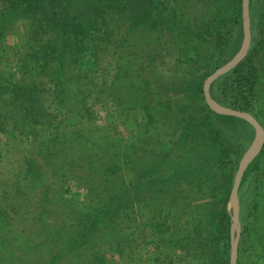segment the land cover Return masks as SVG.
Returning a JSON list of instances; mask_svg holds the SVG:
<instances>
[{
  "label": "rangeland",
  "instance_id": "rangeland-1",
  "mask_svg": "<svg viewBox=\"0 0 264 264\" xmlns=\"http://www.w3.org/2000/svg\"><path fill=\"white\" fill-rule=\"evenodd\" d=\"M92 1L95 0L74 2L69 6L70 16L85 23L92 14L98 15V24L92 27L101 45L98 54L108 68L115 69L105 80L102 107L97 106L99 113L92 118L98 125L106 124L105 131L96 127L89 141L100 145L94 152L97 155L106 149L107 163L114 164L119 158L121 164L114 165L104 176L95 175L94 180L85 177L80 182L67 175L75 162L63 174L64 163L56 152L67 134L48 146L43 136L29 141L15 130L17 136L3 149L0 147V211H5L8 219L0 217V264H41L56 252V264H218L209 235L210 219L217 217L221 205L214 196L218 195L222 173L216 166L221 156L220 140L176 142L184 132L187 117L203 113L205 100L199 86L221 60L222 48L209 32L211 24L233 18L230 25L235 35L239 29L242 31V16L236 14L241 0H139V4L134 0H105L106 25L102 13L97 12L98 3L92 5ZM217 6L223 12L211 23ZM241 42L237 34L227 48L229 59ZM252 62L258 74V121L264 127V36ZM134 80H139V85H131ZM214 128L239 161L254 137L253 127L235 116L233 123ZM67 143L74 156L78 151L75 157L80 163L76 168L86 170L82 160L85 143ZM170 144L168 154L175 164H171L168 174H161V169L156 171L155 167L168 152L163 147ZM179 153L182 157L178 158ZM260 161L258 170L251 171L239 187L241 215L252 211L249 225L255 233L251 235V245L259 234L264 238V152ZM206 163L209 171L202 168ZM138 170L142 184L139 192L119 205L115 213H107L104 221L99 220L82 252L65 249L60 240L68 234L71 224L79 218L83 223L92 221L97 209L115 196L114 192L88 190L85 183L99 181L104 185L106 180L114 191L122 181L134 178ZM42 190L47 191L49 201L44 198L46 202H41L45 208L33 210ZM227 210L231 215L229 195ZM39 212L46 220L44 228L39 226V219L32 224ZM80 227L83 226L73 228ZM51 234L59 239L49 240ZM254 249L251 247L253 252ZM247 255L246 252L245 262Z\"/></svg>",
  "mask_w": 264,
  "mask_h": 264
},
{
  "label": "trees",
  "instance_id": "trees-1",
  "mask_svg": "<svg viewBox=\"0 0 264 264\" xmlns=\"http://www.w3.org/2000/svg\"><path fill=\"white\" fill-rule=\"evenodd\" d=\"M77 1L0 0V135L5 136L4 139L0 137V147L3 149L6 144H9L10 139L17 136L15 133L17 129L24 134L27 140L30 139L29 141L43 136L44 140L42 141L49 142L48 146H53L55 142H58L59 136L67 134L68 138L62 139L63 145L61 148L56 147V152L62 158V163L67 166L66 168L64 164H61L62 173L65 174L68 166H73L75 162L73 171L71 172L69 169L67 175L80 181L85 177L94 180L95 175L104 176L107 170L114 165L121 164V159L118 158L114 164L107 163L105 161V158L108 159L106 149L102 154L97 155V152H94L100 145L95 144L92 139L89 141V135L94 132L96 127L100 132L101 130L105 131L106 124L98 125L92 118L99 113L97 106L102 107L101 91L106 86L105 80L108 75L112 76L109 72H113L115 68H108L107 62L101 61L103 56L98 54L101 45L93 36L92 30V27L98 24L96 22L98 15L93 16L92 14L85 23L81 18L70 16L69 6ZM81 1L84 0H79V2ZM93 2L98 3L97 12L102 13V22L106 25L108 21L104 20L107 14L104 12L107 9L104 6L105 0L92 1V5ZM134 3L139 4V0H134ZM250 7L252 11L250 13L251 43L247 54L237 65L210 84V93L219 103L249 111L258 120H261L257 109L258 74L252 57L264 36V0H249V12ZM222 10L217 6V10L212 14L213 20L210 18L211 23L219 17ZM236 14L241 16V2H238ZM257 16L261 18L259 17L257 20ZM233 21V18H229L225 19L223 23L220 20L211 24L209 32L213 33L216 44L222 49H220L221 60L209 72L229 60L227 48L237 37V34L240 39L242 37L241 29L236 31V35L235 29H231L230 23ZM224 23L226 24L223 27ZM11 50L12 53L9 52ZM12 56H14L13 60H11ZM131 85L134 87L139 85V80L138 82L131 81ZM198 91L203 100L202 86H199ZM201 110L203 111L201 115L187 117L184 132L176 143L186 142L189 144L203 138L206 139V142L213 138L212 142L214 143L217 142V138L220 140L221 156L216 162V166L222 170V173L220 172L218 195L214 196L218 197L221 205L217 217L214 216L210 219L209 237L210 248L216 249L218 264H228L230 212L227 210V202L238 161L232 147L217 134V129L214 126L231 124L235 116L217 113L210 109L205 101ZM22 124L26 130H22ZM99 137L101 138L102 135ZM71 141L85 143L82 160L86 164V170H84L85 168L83 170L76 168L79 161L76 163L75 156H78V151L74 156L69 143H67ZM163 150L168 151L165 155L168 154L171 144L165 145ZM263 152L264 145L245 169L240 186L244 185L251 171L258 170ZM165 155L155 167L156 171L161 169V174H168L173 163L169 154ZM179 157H182L181 153H179ZM176 165L179 166V163L177 162ZM202 168L209 171L207 169L210 168L209 163H206ZM202 168L198 170L205 173L206 171ZM133 176L134 178L122 181L119 188L114 191L106 180H104V185L98 184L99 181L92 184L85 183L88 190L95 188L102 192L109 191L111 194L114 192L115 196H110L108 202L103 203L102 207L97 209L92 221L83 223V219L79 218L76 220L77 223L71 224L68 234L62 235L60 240L65 249L70 250L71 253H74V250L76 253L82 252L88 243V235L99 223V220L100 222L104 221L107 213H115L119 205L139 192V186L142 185L139 182V170L133 173ZM92 180L90 182H93ZM46 193V190L39 192L33 210L45 208L44 202L49 201ZM44 198H46L45 201ZM62 212L64 215L66 214L64 209ZM241 213L242 211H240L241 236L236 264H248V261L264 264L262 234H259L252 245L250 244L253 240L251 235L255 233L249 225L252 211H248L243 216ZM86 214L90 215L87 212ZM0 217H7L5 211H0ZM38 219L39 226L46 227V220L42 212L34 215L32 224ZM66 220L67 218L63 222ZM78 223L83 227L73 228L77 227ZM50 236L49 240L51 241L59 239L58 235L51 234ZM251 247L256 248L254 252ZM246 252L248 261L245 262L244 254ZM57 253L48 262L41 264L58 263L55 256Z\"/></svg>",
  "mask_w": 264,
  "mask_h": 264
},
{
  "label": "water",
  "instance_id": "water-1",
  "mask_svg": "<svg viewBox=\"0 0 264 264\" xmlns=\"http://www.w3.org/2000/svg\"><path fill=\"white\" fill-rule=\"evenodd\" d=\"M241 16H242V42L236 54L216 67L209 73L202 83V91L206 104L210 109L220 114L233 115L247 121L254 129V137L249 146L243 152L238 161L236 171L233 176L229 192V203L231 208L230 226H229V263L236 264L238 256V243L241 234L240 222V198L239 186L243 173L249 163L261 151L264 144V127L258 119L249 111L233 108L216 101L210 94V84L220 75L232 69L237 63L245 57L251 42V21L249 12V0H241Z\"/></svg>",
  "mask_w": 264,
  "mask_h": 264
}]
</instances>
